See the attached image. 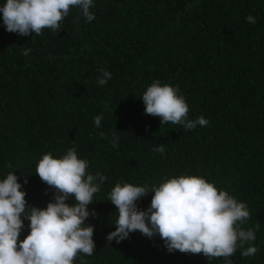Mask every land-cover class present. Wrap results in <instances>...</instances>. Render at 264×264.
I'll return each mask as SVG.
<instances>
[{
	"label": "trees",
	"instance_id": "trees-1",
	"mask_svg": "<svg viewBox=\"0 0 264 264\" xmlns=\"http://www.w3.org/2000/svg\"><path fill=\"white\" fill-rule=\"evenodd\" d=\"M90 11L89 22L74 7L59 30L39 36L7 31L0 12V179L16 171L29 208L44 209L55 189L35 174L37 164L74 148L89 174L107 178L85 220L95 251L74 264H226L169 252L158 234L107 239L116 230L109 195L117 183L152 190L175 176H202L250 212L242 227L255 230L249 243L258 251L244 257L238 248L231 264H264V0H94ZM102 70L111 78L101 86ZM156 80L178 87L188 120L209 123L187 129L146 114L141 98ZM159 145L164 153L154 151ZM153 195L138 208L146 211Z\"/></svg>",
	"mask_w": 264,
	"mask_h": 264
},
{
	"label": "clouds",
	"instance_id": "clouds-1",
	"mask_svg": "<svg viewBox=\"0 0 264 264\" xmlns=\"http://www.w3.org/2000/svg\"><path fill=\"white\" fill-rule=\"evenodd\" d=\"M93 6L94 0H6L0 12L7 31L39 36L46 28L59 30L74 7L81 10L87 21L94 20L90 11ZM246 19L256 23L251 15ZM30 51L25 48L24 55ZM110 78L111 73L102 70L98 83L105 85ZM141 99L146 114L159 117L162 125L172 123L194 129L209 123L203 116L188 120L189 105L178 87L171 84L156 80ZM101 120L99 115L94 118L97 127ZM154 151L164 153L165 146L159 145ZM88 166V161L79 158L74 148L59 158L44 154L35 174L55 189L54 202L44 209L29 208L27 193L21 190L16 171L0 179V264H74L80 253L93 255L94 226L86 225L85 220L92 214L88 209L94 202V194L107 178L99 173L89 174ZM8 167H12L11 162ZM148 193H154L151 205L146 211L140 210L137 201ZM73 197L75 203L70 205L67 201ZM109 201L118 212L116 230L107 236L109 241L115 239L119 243L135 231L147 237L158 234L169 252L202 253L209 260L223 257L226 264H231L229 258L238 248L244 249V257L258 251L249 243L256 239L255 230L242 227L250 218L246 203L202 176H175L152 190L132 183H117ZM25 218L30 221V232L20 240ZM246 244L249 246L244 248Z\"/></svg>",
	"mask_w": 264,
	"mask_h": 264
}]
</instances>
